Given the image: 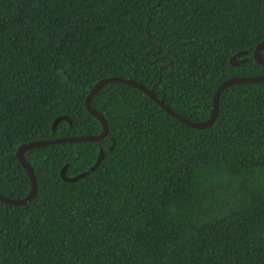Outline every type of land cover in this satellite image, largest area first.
I'll list each match as a JSON object with an SVG mask.
<instances>
[{"label":"trees","instance_id":"obj_1","mask_svg":"<svg viewBox=\"0 0 264 264\" xmlns=\"http://www.w3.org/2000/svg\"><path fill=\"white\" fill-rule=\"evenodd\" d=\"M262 40L264 0H0V195L29 193L21 145L101 132V79L202 122L223 81L264 75ZM90 106L103 139L23 152L37 190L0 201V264H264V81L224 89L203 129L120 82Z\"/></svg>","mask_w":264,"mask_h":264},{"label":"water","instance_id":"obj_2","mask_svg":"<svg viewBox=\"0 0 264 264\" xmlns=\"http://www.w3.org/2000/svg\"><path fill=\"white\" fill-rule=\"evenodd\" d=\"M262 48H264V40H262L260 43H258L256 45V47L254 48V50L252 52V56H253L254 61L257 64L264 67V60L260 57V51L262 50ZM243 53L244 52H240V53H236L233 56H231L229 58V63L233 66H237L240 63L246 61L245 58L241 59V60H237V57L241 56ZM161 69H162V67L159 68V75H161ZM255 81H264V75H258V76H254V77L234 76V77L229 78L228 80L223 81L214 91L213 98L211 101V110H210L209 117L202 122H195V121H190V120L180 116L179 114H177L176 112L171 110L169 107H167L163 103L162 98L157 97V94L155 92L156 84L152 85L150 89H147L142 84L136 82L133 79L122 78L120 76L101 79L89 90L88 94L86 95V97L84 99L85 109L87 110V112L91 116H93L100 123V125L102 127L101 132L97 135L61 137V138H55V139H50V140H37V141L30 142L28 144L21 145L16 150L15 155H16L17 160L19 161V163L21 164V166L23 167V169L27 173V176H28V179L30 182L29 193L27 194V196L25 198L17 199V200L10 199V198H7V197L0 195V201L3 203H6V204H10V205H27L31 201V199L34 197V195L36 194L37 183H36L35 177L33 175L32 168L26 162V160L23 156V152L25 150L31 149V148H36V147H43V146H47V145L58 144V143L96 142V141L103 139L107 135L108 125H107L104 117L98 111H96L95 109H93L90 106L91 98L94 96V94L96 92H98L102 88V86L105 83L120 82V83L126 84L128 86H131L135 89H138V90L142 91L144 94H146L148 96V98H150L154 103H156L163 111H165L168 115L175 118L179 122H181L184 125L191 127V128L203 129V128H207L208 126H210L214 122L215 118L217 117L218 100H219L220 93L224 89H226L227 87L232 86L234 84L249 83V82H255ZM60 120H67V119H66V117L56 118L53 121L52 128H54ZM112 146H114L113 141H112ZM103 155H104V151L102 149H100L95 163L89 169L90 171H94L98 167V165L100 164V162L103 158ZM66 168H67V165H65L60 171V177L65 182L77 181V180L81 179L82 177L86 176V174H87V172H83V173L78 174L74 177L68 178L65 175Z\"/></svg>","mask_w":264,"mask_h":264}]
</instances>
